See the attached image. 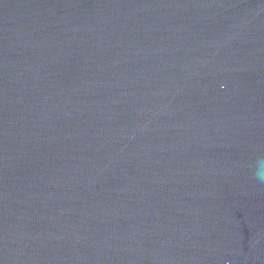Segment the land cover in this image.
Segmentation results:
<instances>
[{"label":"water","instance_id":"1","mask_svg":"<svg viewBox=\"0 0 264 264\" xmlns=\"http://www.w3.org/2000/svg\"><path fill=\"white\" fill-rule=\"evenodd\" d=\"M0 264H264V0H0Z\"/></svg>","mask_w":264,"mask_h":264}]
</instances>
